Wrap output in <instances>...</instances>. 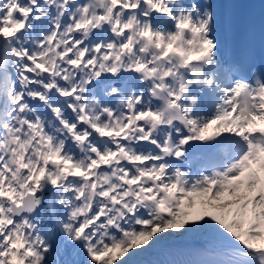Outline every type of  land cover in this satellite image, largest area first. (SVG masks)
<instances>
[{"label": "snow or ice", "instance_id": "1", "mask_svg": "<svg viewBox=\"0 0 264 264\" xmlns=\"http://www.w3.org/2000/svg\"><path fill=\"white\" fill-rule=\"evenodd\" d=\"M0 264H264V0H0Z\"/></svg>", "mask_w": 264, "mask_h": 264}]
</instances>
